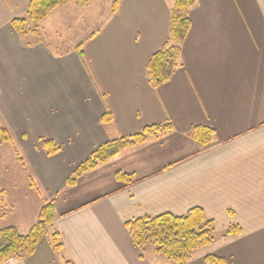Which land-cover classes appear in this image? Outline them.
<instances>
[{
  "label": "crops",
  "instance_id": "crops-1",
  "mask_svg": "<svg viewBox=\"0 0 264 264\" xmlns=\"http://www.w3.org/2000/svg\"><path fill=\"white\" fill-rule=\"evenodd\" d=\"M29 2L0 0V125L11 135L0 143V227L27 233L53 202L62 247L44 237L31 256L0 264H175L137 248L126 223L193 207L221 236L187 264H209L208 255L264 264V0H197L181 65L157 88L147 66L168 40L173 0H121L77 37L81 56L70 37L15 29ZM164 124L172 129L67 186L101 145ZM198 126L215 131L204 151L191 137ZM45 140L61 150L48 155ZM117 171L136 181L126 185ZM232 225L239 233L224 235Z\"/></svg>",
  "mask_w": 264,
  "mask_h": 264
},
{
  "label": "trees",
  "instance_id": "trees-1",
  "mask_svg": "<svg viewBox=\"0 0 264 264\" xmlns=\"http://www.w3.org/2000/svg\"><path fill=\"white\" fill-rule=\"evenodd\" d=\"M73 0H30L27 13L24 17H18L12 21V25L22 35L37 34L40 31V23L44 22L48 15L58 6L67 5ZM121 0H113L112 13L117 11ZM197 0H173L171 6L170 32L166 43L156 51L147 66V78L149 84L157 88L167 82L176 69L181 65L182 44L191 28L190 9ZM82 45L76 46L79 55H82ZM111 119L110 114H105L104 121ZM172 129V125H151L142 131L129 137L111 140L91 153L74 170L67 180V186H74L87 172L94 170L100 164H105L110 158L121 150L141 144L150 136L156 138ZM215 131L211 127L198 126L191 133V137L200 145V151L214 146ZM11 140L9 131L0 125V143ZM43 147L48 155H53L61 150V147L53 140L43 141ZM116 177L126 185L135 182L133 174L117 171ZM54 218V205L49 202L39 211L38 220L27 233H22L15 226L0 228V262L9 257L26 258L34 254L39 243L46 235ZM133 244L143 249L153 245L155 251L175 264H187L192 255L200 248L211 244L215 239L214 220L209 218L202 207H193L184 214L164 213L156 216L136 218L126 223ZM239 228L230 226L224 235L237 234ZM51 244L54 249L62 247L57 232L53 233ZM206 262L209 264H225L226 259L216 255H208Z\"/></svg>",
  "mask_w": 264,
  "mask_h": 264
},
{
  "label": "rangeland",
  "instance_id": "rangeland-1",
  "mask_svg": "<svg viewBox=\"0 0 264 264\" xmlns=\"http://www.w3.org/2000/svg\"><path fill=\"white\" fill-rule=\"evenodd\" d=\"M112 3L113 0H73L67 5L58 6L52 10L44 22L40 23V39H49L47 35L55 37L59 36L63 38L70 37V40L68 39L70 45L72 47L77 46L78 44L82 43V39L77 37L82 36L84 32L88 34L91 31L99 28L105 18L112 13ZM58 12H61V14H58ZM0 156H2V151L0 152ZM109 161L110 160H108V162ZM15 177H17V175ZM3 187L4 185L2 188ZM21 191H23L22 187L18 190V192ZM34 218L35 214L33 219ZM37 220L38 215L32 225L36 223ZM1 225L2 224L0 222V226ZM52 235L53 230L49 227L46 235L44 236V241H51ZM214 236H216V239H218V237L221 235L216 230H214ZM150 247L155 251V247L153 245H150L149 248Z\"/></svg>",
  "mask_w": 264,
  "mask_h": 264
}]
</instances>
